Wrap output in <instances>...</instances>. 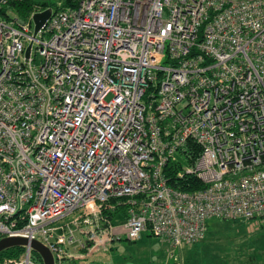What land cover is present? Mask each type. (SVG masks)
I'll return each mask as SVG.
<instances>
[{
    "label": "built area",
    "instance_id": "2783aa9c",
    "mask_svg": "<svg viewBox=\"0 0 264 264\" xmlns=\"http://www.w3.org/2000/svg\"><path fill=\"white\" fill-rule=\"evenodd\" d=\"M75 2L0 19V239L65 264L117 238L175 251L212 219H264V0ZM191 140L185 173L205 189L185 193L164 170ZM23 249L5 264H37Z\"/></svg>",
    "mask_w": 264,
    "mask_h": 264
},
{
    "label": "rangeland",
    "instance_id": "374dc122",
    "mask_svg": "<svg viewBox=\"0 0 264 264\" xmlns=\"http://www.w3.org/2000/svg\"><path fill=\"white\" fill-rule=\"evenodd\" d=\"M57 6L67 0H35ZM24 21V20H23ZM124 212L113 223H124ZM200 243L172 250L162 238L144 233L137 241L117 238L88 259L68 264H264V219L212 221Z\"/></svg>",
    "mask_w": 264,
    "mask_h": 264
},
{
    "label": "trees",
    "instance_id": "16d2710c",
    "mask_svg": "<svg viewBox=\"0 0 264 264\" xmlns=\"http://www.w3.org/2000/svg\"><path fill=\"white\" fill-rule=\"evenodd\" d=\"M76 7L75 0H67L60 6H53L50 4H39L35 0H7L5 4L0 0V19H8V12L12 11L18 15L21 20H27L31 14L36 10H45L46 8H52L54 10H65L66 8ZM201 147L194 141H189L186 149L178 155V160L171 161L165 168L164 174L168 182V186L176 191L185 193H196L205 189V185L202 181L193 174H186L185 168L195 166L198 158L201 155ZM127 206H120L118 213L124 212V217H127ZM212 221L230 222L229 220H217L212 219L208 222V231L206 237L209 235L212 225ZM24 253L23 248H15L0 253V264L8 262H14L21 258ZM33 260L37 264H43L41 257L34 253ZM70 263L68 261L65 264Z\"/></svg>",
    "mask_w": 264,
    "mask_h": 264
},
{
    "label": "water",
    "instance_id": "95a60500",
    "mask_svg": "<svg viewBox=\"0 0 264 264\" xmlns=\"http://www.w3.org/2000/svg\"><path fill=\"white\" fill-rule=\"evenodd\" d=\"M52 13L50 10L45 11L41 14H36L33 18L34 24H35V33H39L40 30L46 26L47 22L51 18ZM31 52V47L27 51V56H29ZM31 245L33 251L38 254L43 264H56V260L52 254V252L45 247L41 242L39 241H33L29 243V240L25 238H3L0 239V253L15 249V248H24L26 246Z\"/></svg>",
    "mask_w": 264,
    "mask_h": 264
},
{
    "label": "crops",
    "instance_id": "0c3cea01",
    "mask_svg": "<svg viewBox=\"0 0 264 264\" xmlns=\"http://www.w3.org/2000/svg\"><path fill=\"white\" fill-rule=\"evenodd\" d=\"M124 222H125V218H124Z\"/></svg>",
    "mask_w": 264,
    "mask_h": 264
}]
</instances>
